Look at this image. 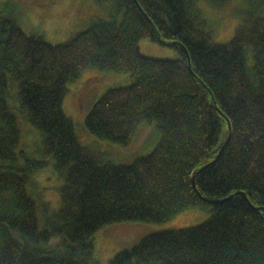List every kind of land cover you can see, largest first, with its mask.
<instances>
[{"label": "trees", "instance_id": "16d2710c", "mask_svg": "<svg viewBox=\"0 0 264 264\" xmlns=\"http://www.w3.org/2000/svg\"><path fill=\"white\" fill-rule=\"evenodd\" d=\"M96 1L109 18L62 43L0 11V264H101L93 237L103 226L195 208L210 217L149 234L108 264H264V0L227 42L215 40L200 0ZM143 38L182 58L144 55ZM88 68L134 81L99 97L87 131L128 146L141 123L153 124L160 139L151 152L105 162L80 141L63 102ZM15 109L41 131L43 155L64 178L43 227L29 184L47 162L20 150Z\"/></svg>", "mask_w": 264, "mask_h": 264}, {"label": "rangeland", "instance_id": "374dc122", "mask_svg": "<svg viewBox=\"0 0 264 264\" xmlns=\"http://www.w3.org/2000/svg\"><path fill=\"white\" fill-rule=\"evenodd\" d=\"M257 5V0H228L214 4L210 0H200L198 6L209 20L215 40L229 41L244 19L246 13ZM108 4L96 0H0V11L12 13L28 34H42L52 43L70 40L86 29L95 17H106ZM144 55L176 60L182 54L174 47L153 42L148 38L140 41ZM134 77L128 73L103 72L96 68L85 69L81 76L68 85L63 106L74 123L80 141L90 147L94 154L105 162L130 163L137 157L151 152L157 145L160 134L153 124L141 123L137 134L128 146L90 134L85 128V119L93 104L111 87L132 83ZM12 107L17 101L10 98ZM18 122L22 131L20 150L27 158L44 160L47 164L31 177L29 191L39 203L40 226L51 218L60 204L61 187L64 178L55 168L53 160L43 155L42 133L18 112ZM227 126L224 127L219 145L226 141ZM210 214L201 209H188L164 222L124 221L107 224L93 237L95 255L101 264L109 261L121 250L139 243L145 236L172 229H181L205 222ZM59 240V236L54 237Z\"/></svg>", "mask_w": 264, "mask_h": 264}]
</instances>
